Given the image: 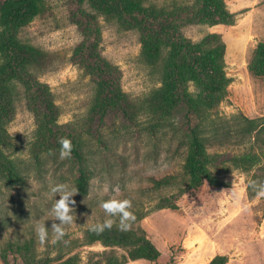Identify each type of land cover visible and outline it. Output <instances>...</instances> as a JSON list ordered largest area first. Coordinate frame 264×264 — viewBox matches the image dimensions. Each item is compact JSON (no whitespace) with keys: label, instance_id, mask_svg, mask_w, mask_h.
I'll use <instances>...</instances> for the list:
<instances>
[{"label":"rangeland","instance_id":"1","mask_svg":"<svg viewBox=\"0 0 264 264\" xmlns=\"http://www.w3.org/2000/svg\"><path fill=\"white\" fill-rule=\"evenodd\" d=\"M149 1L167 6L193 0ZM225 1L233 23L182 27L184 35L194 41L215 32L226 45L224 69L229 84L216 96L215 107H201L197 112L189 108L204 94L201 87L189 81L178 91L176 104L157 99L163 65L146 62L138 31L125 30L117 21L96 13L99 31L95 36L88 26L89 43L96 41L100 55L121 72L122 88L137 109L133 123L114 120L99 134L85 130L95 84L73 62L85 37L79 25L85 20L80 14L73 18L74 12L80 7L95 10L87 3L76 7L48 0L44 14L19 32L24 42L49 53L46 63L33 73L50 87L60 116L54 129L42 130L30 108L36 104L31 99L36 95L28 98L25 87H14L15 115L6 125L8 140H0V264H24L17 252L6 250L11 243H28L29 251L49 264L69 258L72 264H98L112 255L122 264H156L130 259V247L89 236L90 225L106 218L99 203L116 195V186L119 198L132 200L136 221L131 230L147 234L160 252L158 264H209L216 256H226L225 264H264V198L257 200L247 187L250 180L264 182V75H255L249 68L258 43L264 41V0ZM188 110L207 147L208 173L218 180L217 185L205 180L189 188L192 178L184 171L190 148ZM61 137L78 141L91 170L89 192L73 197L77 218L67 229V243L52 244L49 239L41 246L34 225L47 220L46 227L51 228L52 217L47 213L54 199L49 198L50 187L58 183L76 186V164L72 158L59 159L56 152ZM50 150L55 155H49ZM10 170L22 180L9 183ZM241 177L244 185H240ZM235 178L246 189L247 211L239 210L228 192H221L230 189ZM168 201L175 205H165Z\"/></svg>","mask_w":264,"mask_h":264},{"label":"trees","instance_id":"2","mask_svg":"<svg viewBox=\"0 0 264 264\" xmlns=\"http://www.w3.org/2000/svg\"><path fill=\"white\" fill-rule=\"evenodd\" d=\"M68 5L80 7L87 3L95 11L88 12L79 8L73 18L80 16L85 20L82 31L84 40L74 53L73 62L85 69L96 87L92 110L85 130L99 134L101 128L114 120L124 124L133 123L137 113L135 103L122 88V74L118 68L100 55L97 42H89L88 26L97 36V14L107 20L117 21L125 30H136L140 35L142 55L151 66L163 65L164 77L162 87L158 90L157 99L164 103L176 104L179 90L186 88L189 81H194L204 91L196 105L190 104V111L201 107L213 108L216 96L224 91L229 78L224 69L225 42L215 32L204 35L194 41L185 36L182 27L190 23L215 25L233 23L234 15L228 10L225 0H193L192 2L175 1L172 5H159L149 0H63ZM48 0H0V140L7 141V122L15 115L13 93L16 85L25 87L28 98L35 105L30 108L35 113L38 126L47 132L55 128L59 119V106L55 102L50 87L41 82L33 73L36 67L43 66L49 53L19 38V32L36 17L44 14ZM89 46V47H88ZM250 70L259 76L264 75V41L258 43L249 64ZM33 95V96H35ZM43 111H41L39 108ZM6 115V116H5ZM187 131L190 137V148L184 164V171L192 178L190 189L199 187L205 180L218 184V180L208 173L209 156L207 147L197 125L191 123V113L187 112ZM71 158L76 164V187L79 194L89 192L91 170L86 164L85 156L78 141L73 140ZM56 145L60 146L59 143ZM60 148V147H59ZM59 148L57 151H59ZM9 183L21 181L20 174L10 170L7 174ZM161 182V181H160ZM169 200V199H168ZM165 205L173 206L174 201ZM94 240L130 247L128 257L132 260H145L158 264L160 252L145 232L129 230L120 231L113 227L102 234L89 231ZM17 252L24 264H49L47 259H39L26 245L7 247ZM4 261L7 262V257ZM71 258L61 264H72ZM226 256H216L209 264H225ZM98 264H122L112 255L109 261Z\"/></svg>","mask_w":264,"mask_h":264},{"label":"clouds","instance_id":"3","mask_svg":"<svg viewBox=\"0 0 264 264\" xmlns=\"http://www.w3.org/2000/svg\"><path fill=\"white\" fill-rule=\"evenodd\" d=\"M3 29H0L2 31ZM59 159H70L73 151L72 141L67 137H61L58 140ZM49 155H55L53 151H49ZM245 184L244 177L240 178V185ZM247 187L251 188L256 193V199L264 198V182L257 180L247 181ZM105 192L108 188L104 189ZM113 191L116 195L109 197L107 200H102L99 207L106 214V218L102 222H96L90 225L89 231L96 234H102L106 230H111L117 226L120 231L126 232L131 230L133 223L136 221V216L131 210L133 207L132 200L129 198H119L120 188L116 186ZM246 189L238 186L236 178L232 182L230 189L222 190L228 192L230 199L241 211H247L249 206L243 202ZM79 192V189L69 183H58L52 185L49 189V198L54 199L52 207L48 210L47 215L52 217V225L49 229L46 227L45 221H37L34 225L38 242L41 246L46 245L51 239L52 244L60 242L67 243L65 236L68 234L67 229L76 221V201L73 199ZM57 196L59 199H57ZM118 221V223H117Z\"/></svg>","mask_w":264,"mask_h":264}]
</instances>
